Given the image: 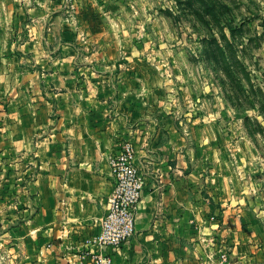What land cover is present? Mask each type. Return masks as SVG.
<instances>
[{"label":"crops","instance_id":"crops-1","mask_svg":"<svg viewBox=\"0 0 264 264\" xmlns=\"http://www.w3.org/2000/svg\"><path fill=\"white\" fill-rule=\"evenodd\" d=\"M159 10L0 0V264H264V176L204 83L163 68ZM127 141L146 185L114 250L93 239Z\"/></svg>","mask_w":264,"mask_h":264},{"label":"rangeland","instance_id":"rangeland-1","mask_svg":"<svg viewBox=\"0 0 264 264\" xmlns=\"http://www.w3.org/2000/svg\"><path fill=\"white\" fill-rule=\"evenodd\" d=\"M139 1L160 5L155 33L163 68L204 83V93L218 100L226 134L264 176V0Z\"/></svg>","mask_w":264,"mask_h":264},{"label":"built area","instance_id":"built-area-1","mask_svg":"<svg viewBox=\"0 0 264 264\" xmlns=\"http://www.w3.org/2000/svg\"><path fill=\"white\" fill-rule=\"evenodd\" d=\"M110 168L113 189L108 198V209L99 222V231L93 242L116 250L134 236L136 207L146 180L144 173L135 163V151L129 141L110 159ZM96 260L98 264L112 263L111 256L96 257ZM213 260L218 264H239L232 261L226 251H221L216 256H208L207 264H212Z\"/></svg>","mask_w":264,"mask_h":264}]
</instances>
